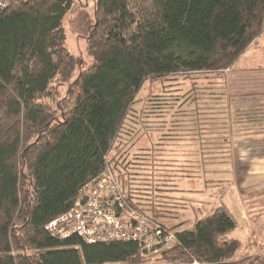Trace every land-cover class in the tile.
Returning <instances> with one entry per match:
<instances>
[{
  "label": "trees",
  "instance_id": "1",
  "mask_svg": "<svg viewBox=\"0 0 264 264\" xmlns=\"http://www.w3.org/2000/svg\"><path fill=\"white\" fill-rule=\"evenodd\" d=\"M71 3L0 8V264L233 259L241 241L223 237L236 226L225 204L168 224L177 205L157 185L194 167L160 180L156 160L186 132L204 162L231 155L237 125L264 127V70L237 64L264 28V0H95L92 61L74 78L80 58L62 27ZM107 167L131 206L174 230L171 246L145 252L134 240L47 231Z\"/></svg>",
  "mask_w": 264,
  "mask_h": 264
},
{
  "label": "rangeland",
  "instance_id": "2",
  "mask_svg": "<svg viewBox=\"0 0 264 264\" xmlns=\"http://www.w3.org/2000/svg\"><path fill=\"white\" fill-rule=\"evenodd\" d=\"M94 18L95 0H72L62 17L64 44L80 58L72 78L92 61L87 51V35ZM237 64L248 66L250 70L257 66L264 70V28L257 41L241 54ZM145 92L146 89L142 91ZM239 127L237 125L233 131L232 150L228 156H209L204 162L200 161L198 142L191 132L168 145L156 160V178L161 180L165 173L189 168L191 164L194 174L180 178L175 175L168 181L169 186L157 185V191L161 199H169L170 203L177 205L171 206L175 212L169 218V225L184 218L193 222L214 205L226 203L236 219V226L223 237L235 236L241 245L233 259L215 264H264V188L253 185L256 181L264 182V161L259 163V168L250 162L254 155H264V127L254 125L247 131ZM142 140L147 143L146 138Z\"/></svg>",
  "mask_w": 264,
  "mask_h": 264
},
{
  "label": "built area",
  "instance_id": "3",
  "mask_svg": "<svg viewBox=\"0 0 264 264\" xmlns=\"http://www.w3.org/2000/svg\"><path fill=\"white\" fill-rule=\"evenodd\" d=\"M11 1L0 0V8ZM45 227L50 234L76 233L89 242L134 240L145 252L167 248L175 241L174 230L127 202L110 167L87 183L72 205L50 219ZM193 263L202 264L197 260Z\"/></svg>",
  "mask_w": 264,
  "mask_h": 264
},
{
  "label": "crops",
  "instance_id": "4",
  "mask_svg": "<svg viewBox=\"0 0 264 264\" xmlns=\"http://www.w3.org/2000/svg\"><path fill=\"white\" fill-rule=\"evenodd\" d=\"M261 161H264V155H261L260 157L254 155V158H253L252 161H250V162H252L253 165L257 166V168H259V167H260V164H259V163H260ZM253 185H255V186L259 187V188H262V187L264 188V182H257V181H256ZM221 203H223V202H221ZM223 204H225V205L227 206V208L229 209V207H228V205H227L226 203H223ZM214 206H215V205H214ZM214 206H213V207H214ZM213 207H212V208H213ZM212 208H210V210H211ZM210 210H209V211H210ZM209 211H208V212H209ZM230 212H231V211H230ZM250 237H251V236H250ZM250 237H249V238H250ZM252 240L255 241V239H252Z\"/></svg>",
  "mask_w": 264,
  "mask_h": 264
}]
</instances>
